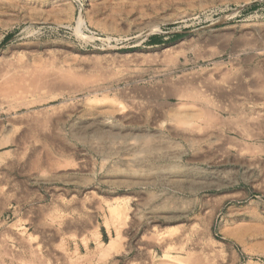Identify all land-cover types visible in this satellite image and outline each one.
I'll return each instance as SVG.
<instances>
[{"label":"rangeland","instance_id":"374dc122","mask_svg":"<svg viewBox=\"0 0 264 264\" xmlns=\"http://www.w3.org/2000/svg\"><path fill=\"white\" fill-rule=\"evenodd\" d=\"M201 258L264 264V0H0V264Z\"/></svg>","mask_w":264,"mask_h":264},{"label":"bare ground","instance_id":"6f19581e","mask_svg":"<svg viewBox=\"0 0 264 264\" xmlns=\"http://www.w3.org/2000/svg\"><path fill=\"white\" fill-rule=\"evenodd\" d=\"M17 64H19V65H17ZM17 64L14 66V69H12L11 71H10V69L6 70L5 74L3 75V82L4 83H13L14 84L11 89L7 90L8 91V92H6L7 94H13V95L15 94L16 95V94H21L24 91V88H25L24 87L25 84L23 83L24 79H23V75L20 74L19 70H20L21 67H25L24 66L25 62L23 61V62H20V63H17ZM42 75L43 74H41L40 77H36L35 79L39 80L40 82L45 83V84L51 81V79L47 78L46 75L45 76L44 75L42 76ZM254 114L256 115V118L260 119V114H258V113L256 114L255 112H254ZM259 119H256V122H255L253 120V118H251V119H249V121L252 124L253 123L254 124H258L260 122V120H261V119L260 120ZM194 132H196L195 129H191V133L193 134ZM258 136L259 135H256L254 137V139H256ZM181 239H179V242H180ZM204 257H205V255H204ZM207 257L209 258L208 255H207ZM201 259H195L193 264H202V263L206 264V263H209L207 258L206 259L203 258L202 260Z\"/></svg>","mask_w":264,"mask_h":264}]
</instances>
